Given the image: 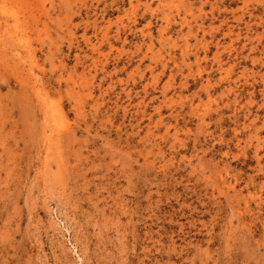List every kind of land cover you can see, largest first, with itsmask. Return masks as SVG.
I'll return each instance as SVG.
<instances>
[{"label":"rangeland","instance_id":"1","mask_svg":"<svg viewBox=\"0 0 264 264\" xmlns=\"http://www.w3.org/2000/svg\"><path fill=\"white\" fill-rule=\"evenodd\" d=\"M0 264H264V0H0Z\"/></svg>","mask_w":264,"mask_h":264}]
</instances>
